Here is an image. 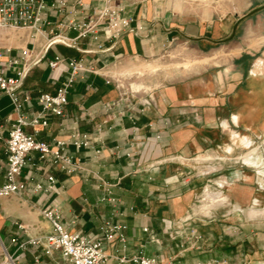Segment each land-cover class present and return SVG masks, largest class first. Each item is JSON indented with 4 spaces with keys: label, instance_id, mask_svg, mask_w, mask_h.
<instances>
[{
    "label": "crops",
    "instance_id": "0c3cea01",
    "mask_svg": "<svg viewBox=\"0 0 264 264\" xmlns=\"http://www.w3.org/2000/svg\"><path fill=\"white\" fill-rule=\"evenodd\" d=\"M101 6L100 0H69L64 13L49 11L51 24L39 32L0 27V53L4 54L0 72L16 76L23 63L11 65L9 61L21 57L25 49L31 50V61L37 56L41 59L29 65L21 89L23 100L29 99L20 112L8 96H0V187L6 182V141L13 126L22 116L32 120L41 111L40 94L55 93L71 73L63 66L58 80L53 77L49 63L57 56L67 64L75 59L89 71L78 75L68 95L65 116L49 115L47 126L28 125L23 130L49 143L70 140L74 133H88L95 140V149H68L85 167L73 175L41 160L38 154L32 155L22 173V179L30 182L28 190L0 198V263L9 254L18 264H70L59 251L45 253L44 242L52 227L42 212L51 203L60 207L63 223L72 232L100 238L105 221L126 226L124 242L107 243V264L139 254L172 264L221 259L231 248L228 213L216 209L203 218L191 210H195L201 189L206 187L205 197L208 191L215 194L209 188H220L216 195L231 199V188L243 177L240 166L230 160H214L234 154L228 143L220 147L217 141L229 140L231 134L239 139L242 133L264 131V76H247L246 62H238L215 73L205 69L204 73L162 82L157 89L134 91L124 87L121 78L129 70L120 66L123 61L158 62L166 48L181 39L195 47V54L200 50L208 55L205 48L224 44L221 41L230 37L241 17L233 25L229 19L197 23L155 1L130 2L126 14L134 19V29L141 28L138 33H127L118 42L101 33L98 39L92 35L80 38L72 47L50 44V38L58 33L78 37V31L68 29L70 22H81ZM261 12L264 9L244 19L238 29L244 24L253 28L250 18ZM261 37L264 46V34ZM230 129L234 130L231 134ZM156 135L162 136L159 147L145 149ZM97 149L102 150L99 155ZM128 152L131 157L126 156ZM203 155L206 163L200 161ZM49 175L57 179L53 190L34 193L35 183L49 185ZM237 216V227L232 229L241 232ZM186 217H194L190 225L195 226L200 239L191 232L180 233ZM168 227L174 238L166 233ZM234 250L237 256H244L242 246Z\"/></svg>",
    "mask_w": 264,
    "mask_h": 264
},
{
    "label": "built area",
    "instance_id": "2783aa9c",
    "mask_svg": "<svg viewBox=\"0 0 264 264\" xmlns=\"http://www.w3.org/2000/svg\"><path fill=\"white\" fill-rule=\"evenodd\" d=\"M100 1L102 6L92 14H86L81 22H70L68 29L78 31V37L70 38L67 35L58 33L50 38V44H63L72 47L76 45L77 40L80 38L92 35L94 39H98L101 33L106 39L118 42L127 33L134 32V30L138 33L141 30L139 27L134 29V19L127 16L124 10L119 8L120 6L112 2L113 0ZM68 3L69 0H53L51 5L48 4L47 0H0V27L30 28L36 32L42 31L44 26L51 24L48 20L49 11L55 10L62 14L67 10ZM32 56L31 50L25 49L22 51L21 57L9 61L11 65L23 63V69L16 76L10 77L4 71L0 72V96H8L17 112L23 109L24 101L29 99L27 96L23 100L21 93L29 65L33 62L38 63L41 60L37 56L34 61H31ZM3 57L4 54L0 53V59ZM49 66L53 70V77L56 80L60 77V73L65 70L61 68L63 66L65 68L68 66L71 73L55 93L40 94L38 102L41 106V111L32 120L28 121L27 118L22 116L10 131L6 141V182L0 187V198L10 197L28 190L30 182L22 179V173L33 154H38L41 160L57 166L66 174L73 175L85 171V167L79 158L68 153L70 146L75 147L78 151L81 149H95V140L88 133H74L70 140L56 139L54 143H49L39 140L35 135L27 134L23 130V127L28 125L33 127L38 125L47 126V117L49 115L65 116L70 90L73 88L78 75L82 71H89L79 61L71 59L67 64L65 59L60 56L51 61ZM146 104H150L149 101H146ZM161 138V135H156L150 142L146 143L145 149L149 147L151 150L157 149ZM95 152L96 155H99L102 150L97 149ZM112 153H115V151ZM126 156L131 157V152L126 153ZM48 182L49 185L47 187L42 183H35L33 192L39 193L53 190L57 179L53 175H49ZM42 213L52 227L44 242L45 253L50 255L54 251H59L70 264H107L109 258L106 251L107 243L116 239L125 241L122 233L126 229L124 225L105 221L101 227V237L94 238L68 230L63 223V212L55 203L49 204ZM188 220H190V217L186 218V221ZM166 233L171 238L175 237L170 227L166 229ZM193 235H195L194 232ZM152 240H155V238L152 237ZM13 242H16V239ZM0 264L18 263L12 255L7 254L4 261ZM118 264L172 263L168 260L139 254L131 257H120Z\"/></svg>",
    "mask_w": 264,
    "mask_h": 264
},
{
    "label": "rangeland",
    "instance_id": "374dc122",
    "mask_svg": "<svg viewBox=\"0 0 264 264\" xmlns=\"http://www.w3.org/2000/svg\"><path fill=\"white\" fill-rule=\"evenodd\" d=\"M145 1L150 3L155 1L161 7L170 8L172 12L175 10L177 14L193 22L229 19L231 25L243 15L264 4V0H113L112 2L120 6L119 8H122L126 14L129 8L127 3ZM250 21H253V28L250 24L242 25L232 41L205 48L204 52L208 53L206 55L209 59H206V55H202L200 50L198 55L195 54V47L181 39L169 45L158 62L123 61L120 69L125 67L129 70V73L121 78L124 87L133 88L134 91L157 89L162 82L168 83L174 79L204 73L205 69L213 70L215 73L221 68L238 65V62L239 65L246 62L247 76H264V46L263 39H260L264 34V12L256 14L250 18ZM258 22H262L260 27L257 25ZM260 28L261 30L258 31ZM197 115L201 119V113ZM221 130L223 131V126ZM228 132L231 134L234 130L230 129ZM229 136V140H218L217 143L220 147L223 146L222 143H228L234 149V154L221 155L214 160L217 162H222V158L226 161L230 160L229 163L240 166L244 172L243 177L236 180L238 186L231 188L233 190L230 192L231 199L221 194V198L227 200L220 204H215L207 196L204 197L206 187L201 189L194 203L195 210H191V214L196 212L198 216L204 218L216 209L228 213L231 248L229 252H224L221 259L217 258L201 264H264V131L256 135L242 133L239 139L237 136L234 138L232 134ZM206 157L203 155L200 161L206 163L207 160H204ZM209 190L219 194L222 189L209 188ZM237 215H240L241 232L232 229L237 227ZM186 218L181 221L180 233L194 232L195 235L192 236L200 239L201 236L196 232L195 226L190 225L194 217L188 221ZM237 245L244 248V256H237L234 250Z\"/></svg>",
    "mask_w": 264,
    "mask_h": 264
},
{
    "label": "water",
    "instance_id": "95a60500",
    "mask_svg": "<svg viewBox=\"0 0 264 264\" xmlns=\"http://www.w3.org/2000/svg\"><path fill=\"white\" fill-rule=\"evenodd\" d=\"M263 9H264V5L261 6V7H259V8L254 9L253 11H251L250 13H248L247 15H245L244 17H241V18L236 22V24L234 25V27H233V31H232V34L230 35V37H228L227 39H225V40H223V41H221V42L225 43V42L232 41V40L235 38V36H236V32H237V29H238V26L240 25V23H241L244 19L248 18L249 16H251V15H253V14H255V13H257V12L263 10ZM134 32H136V30H134Z\"/></svg>",
    "mask_w": 264,
    "mask_h": 264
},
{
    "label": "bare ground",
    "instance_id": "6f19581e",
    "mask_svg": "<svg viewBox=\"0 0 264 264\" xmlns=\"http://www.w3.org/2000/svg\"><path fill=\"white\" fill-rule=\"evenodd\" d=\"M206 196L209 197L210 200H212L215 204H220L221 202H224L225 201L224 198H221L219 195H216V193L215 194H212L209 191L206 194ZM204 213H208V212H204Z\"/></svg>",
    "mask_w": 264,
    "mask_h": 264
}]
</instances>
